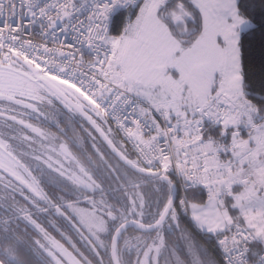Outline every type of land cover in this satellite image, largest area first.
Here are the masks:
<instances>
[{
  "label": "snow or ice",
  "instance_id": "obj_1",
  "mask_svg": "<svg viewBox=\"0 0 264 264\" xmlns=\"http://www.w3.org/2000/svg\"><path fill=\"white\" fill-rule=\"evenodd\" d=\"M0 264H264V0H0Z\"/></svg>",
  "mask_w": 264,
  "mask_h": 264
}]
</instances>
